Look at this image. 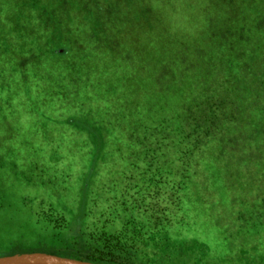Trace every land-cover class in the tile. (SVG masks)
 <instances>
[{
  "label": "trees",
  "instance_id": "trees-1",
  "mask_svg": "<svg viewBox=\"0 0 264 264\" xmlns=\"http://www.w3.org/2000/svg\"><path fill=\"white\" fill-rule=\"evenodd\" d=\"M0 53V79L40 81L45 99L62 79L69 106L50 110L68 111L76 142L104 141L79 230L22 252L201 264L202 155L224 137L247 143L229 137L264 111V0H0Z\"/></svg>",
  "mask_w": 264,
  "mask_h": 264
},
{
  "label": "rangeland",
  "instance_id": "rangeland-1",
  "mask_svg": "<svg viewBox=\"0 0 264 264\" xmlns=\"http://www.w3.org/2000/svg\"><path fill=\"white\" fill-rule=\"evenodd\" d=\"M5 62L9 72L12 64ZM65 86L60 79L57 95L50 97L48 89L45 99L40 81L34 86L9 74L0 79V256L58 246L81 227L83 179L92 184L91 153L104 141L79 143L67 135L68 111L50 110L69 106ZM236 132L248 142L224 137L202 155L199 228L211 254L201 264H264V111L229 138Z\"/></svg>",
  "mask_w": 264,
  "mask_h": 264
},
{
  "label": "water",
  "instance_id": "water-1",
  "mask_svg": "<svg viewBox=\"0 0 264 264\" xmlns=\"http://www.w3.org/2000/svg\"><path fill=\"white\" fill-rule=\"evenodd\" d=\"M0 264H98L45 252H17L0 256Z\"/></svg>",
  "mask_w": 264,
  "mask_h": 264
}]
</instances>
